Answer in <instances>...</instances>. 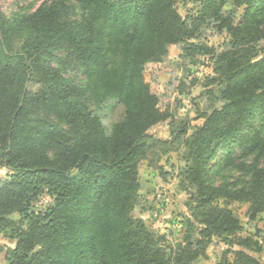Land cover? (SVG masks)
Segmentation results:
<instances>
[{"label":"trees","instance_id":"16d2710c","mask_svg":"<svg viewBox=\"0 0 264 264\" xmlns=\"http://www.w3.org/2000/svg\"><path fill=\"white\" fill-rule=\"evenodd\" d=\"M177 2L51 0L32 13L0 11V168L8 171L0 184V231L16 238L3 254L6 264H190L211 239L229 243L241 229L214 200L248 204L251 219L264 213V57L252 62L259 51L244 46L258 39L264 0L209 1L191 26ZM228 2L246 7L248 26H233L231 13L222 12ZM202 24L232 39L231 49L216 56L213 88L204 93L223 107L191 141L197 167L187 174L202 229L195 244L159 248L132 215L142 141L170 119L157 107L144 66L162 61L171 45H181L183 57L210 54L188 43ZM78 76L95 104L116 99L124 110L106 135L70 90ZM248 157L247 185L208 183V169L220 175ZM43 193L51 203L35 211ZM218 264L262 263L236 251L232 262Z\"/></svg>","mask_w":264,"mask_h":264},{"label":"rangeland","instance_id":"374dc122","mask_svg":"<svg viewBox=\"0 0 264 264\" xmlns=\"http://www.w3.org/2000/svg\"><path fill=\"white\" fill-rule=\"evenodd\" d=\"M50 1L0 0V11L8 17L22 15L32 13ZM209 1L218 3V0H178L177 14L191 26ZM222 12L231 13L234 27L249 25L245 6L228 2L223 5ZM262 23L258 39L249 40L244 45L254 46L259 51L251 57L252 62L264 57V21ZM231 40L225 29L219 32L211 29L210 25L202 24L188 43L203 45L211 49L210 54L183 57L181 45H171L167 47L162 61L144 66V77L157 97L158 109L170 115V119L153 126L142 141L145 158L138 165L139 187L132 212L134 219H139L151 235L155 247L175 250L187 242L195 244L199 239L198 232L202 227L198 221L202 209L197 207L196 185L187 174L189 167H197L192 156L191 141L198 135L204 119L212 110L219 111L223 107L218 98L207 99L204 93L213 88L210 81L217 75L216 56L231 49ZM245 58L241 56L238 62H243ZM80 78H73L70 90L75 97L86 102L106 135L111 125L122 119L124 110L116 99L107 98L95 104L83 94L84 84ZM215 154L219 156L220 152ZM252 161V157L240 159L239 164L220 175L208 169V183H223L234 189L247 185V170ZM213 165V161L209 160L208 167ZM7 174L6 169L0 168V184L6 180ZM50 203L51 199L43 193L34 202V210H42ZM213 204L230 210L240 221L241 229L229 237V243L211 239L202 256L190 264H218L222 260L232 262L236 251H244L264 264V213L251 219L248 204L244 202L216 199ZM12 217L16 219L17 216ZM15 244L16 238L9 235V230L0 231V264H6L3 254L13 249Z\"/></svg>","mask_w":264,"mask_h":264}]
</instances>
